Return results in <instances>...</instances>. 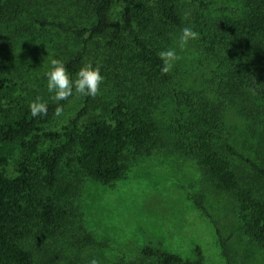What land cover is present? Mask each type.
Segmentation results:
<instances>
[{
  "label": "rangeland",
  "instance_id": "374dc122",
  "mask_svg": "<svg viewBox=\"0 0 264 264\" xmlns=\"http://www.w3.org/2000/svg\"><path fill=\"white\" fill-rule=\"evenodd\" d=\"M84 1L20 0L19 12L0 20L1 106L30 105L37 97L45 103L55 101L47 91L50 62L58 59L66 67L79 43L72 33L41 26L36 19L87 26L92 20L81 9ZM128 1L122 0L123 5ZM201 1L178 0L182 27L170 25L155 37L159 52L176 51L167 81L147 78L137 65L131 70L121 65L124 59L115 49V28L90 41L85 64L99 67L104 76L90 115L99 113L103 100L124 97L129 103L149 106L156 136L140 151L126 147L125 169L113 182L92 178L74 161L62 168L61 183L70 186V193L61 200L69 211L67 220L47 239L36 237L38 229L31 226L34 232L21 241L34 253L36 264H89L93 258L97 264H159L156 258L143 255L145 245L190 259L197 257L199 247L204 264H229L222 254L221 238L230 264H264V244L244 232L234 198L216 187L194 148L203 107L218 117L212 127V147L228 159L238 183L264 199V180L227 149L230 144L264 165V97L245 87L234 91L242 64L222 28L224 18L244 15L245 0ZM120 10V5L113 9L115 21ZM184 27L198 35L181 49ZM6 77L19 87L10 97L3 90ZM84 98L74 92L43 131L62 133ZM19 157L5 166L8 175L16 173Z\"/></svg>",
  "mask_w": 264,
  "mask_h": 264
},
{
  "label": "trees",
  "instance_id": "16d2710c",
  "mask_svg": "<svg viewBox=\"0 0 264 264\" xmlns=\"http://www.w3.org/2000/svg\"><path fill=\"white\" fill-rule=\"evenodd\" d=\"M19 1L0 0V20L6 14H17ZM116 5L121 6L117 21L112 15ZM245 5L242 17H226L222 22L229 46L242 64L238 66L239 81L234 91L245 87L264 97V0H245ZM81 9L92 20L87 26H72L43 17L36 19L41 26L63 29L77 39L79 48L66 62L72 76L85 65L90 41L115 28L114 44L123 54L122 66L131 70L137 65L141 73L153 81L169 79V72L162 71L163 60L154 43L155 37L170 25L182 27L178 0H129L125 5L122 0H85ZM3 83L6 96L19 90L18 84L9 77L4 78ZM68 98L46 103L47 113L36 117L31 115L27 104L13 108L0 105L3 116L0 122V264H36L34 253L21 244L23 238L34 232L31 226L38 229L36 237L47 239L67 220L69 211L61 200L70 193V186L61 183V172L69 162L74 161L98 181L113 182L125 169L122 158L126 147L140 151L156 136L157 125L149 106L129 103L124 97L103 100L99 113L90 115L95 97L85 96L62 133L43 131L44 125L56 115L57 107L62 108ZM201 110L194 145L199 163L216 187L234 198L244 232L264 244V199L256 197L251 187L240 185L228 159L212 147V127L217 125L218 117L209 109L202 107ZM50 140L51 144H43ZM227 149L264 180V165L230 144ZM17 154L20 157L16 173L8 175L5 166ZM197 204L202 207L200 202ZM220 245L230 264L222 238ZM141 252L148 258H156L159 264H204L199 247L194 259L152 245L143 246Z\"/></svg>",
  "mask_w": 264,
  "mask_h": 264
},
{
  "label": "clouds",
  "instance_id": "9594fccd",
  "mask_svg": "<svg viewBox=\"0 0 264 264\" xmlns=\"http://www.w3.org/2000/svg\"><path fill=\"white\" fill-rule=\"evenodd\" d=\"M197 35L191 27H184L179 36V47L184 48L189 39H195ZM159 55L163 60L162 71L167 73L177 58L176 51L168 49L160 52ZM50 63L51 69L46 73L47 91L54 94L52 99L56 102L66 100L74 92L87 97H95L99 94L104 81L99 67H94L91 63L85 64L73 78L61 60L52 59ZM29 107L33 117L47 113V104L40 97H37ZM61 111L62 109L57 107L56 115L59 116ZM89 264H97L96 259L90 260Z\"/></svg>",
  "mask_w": 264,
  "mask_h": 264
}]
</instances>
